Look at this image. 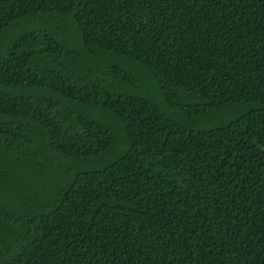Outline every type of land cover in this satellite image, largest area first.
I'll use <instances>...</instances> for the list:
<instances>
[{
    "label": "trees",
    "instance_id": "trees-1",
    "mask_svg": "<svg viewBox=\"0 0 264 264\" xmlns=\"http://www.w3.org/2000/svg\"><path fill=\"white\" fill-rule=\"evenodd\" d=\"M0 264H264V0H0Z\"/></svg>",
    "mask_w": 264,
    "mask_h": 264
}]
</instances>
